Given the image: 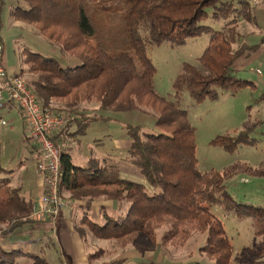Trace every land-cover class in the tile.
I'll return each mask as SVG.
<instances>
[{
	"label": "trees",
	"instance_id": "16d2710c",
	"mask_svg": "<svg viewBox=\"0 0 264 264\" xmlns=\"http://www.w3.org/2000/svg\"><path fill=\"white\" fill-rule=\"evenodd\" d=\"M25 1L26 7L13 9L15 17L35 25L78 61L64 67L56 58L32 51L25 59L27 71L34 75L28 85L41 105L71 119L55 138L83 135L94 121L112 118L105 113L84 115L80 105L91 101L99 104L100 111L137 110L155 117V131L125 123L129 146L114 153L119 158L126 153L147 184L124 176L120 165L107 158L92 155L85 165H77L68 148L62 151V197L68 193L73 200L115 203L114 208L100 207L102 221L84 213L76 225L84 240L93 236L123 247L139 245L151 250L160 240L164 246L183 243L199 231L207 234L205 244L199 246L204 256L187 263L230 264L233 245L223 222L211 211L220 201L240 216L255 217L264 236V207L236 201L220 171L200 170L196 128L182 105L186 93L198 104L207 98L218 99L221 90L237 93L253 83L239 78L236 68L238 59L260 47V43L240 40L242 21L259 23L252 0ZM209 19L224 24L218 29L207 23ZM204 35L209 44L199 64L184 62L173 81L174 93L169 98L161 95L155 88L157 68L148 48L164 42L183 45ZM25 72L21 69L15 74L22 77ZM71 125L75 130L70 131ZM253 129L220 135L212 142L234 151L241 144L255 143L250 134ZM14 174L15 169L5 166L0 157V264H52L46 256L9 239L26 224L39 225L33 218L35 202L14 183ZM102 251H91L89 260L98 259ZM262 254L264 247L246 248L240 264H262ZM22 258L27 262L20 263ZM125 261L116 257L102 264Z\"/></svg>",
	"mask_w": 264,
	"mask_h": 264
},
{
	"label": "rangeland",
	"instance_id": "374dc122",
	"mask_svg": "<svg viewBox=\"0 0 264 264\" xmlns=\"http://www.w3.org/2000/svg\"><path fill=\"white\" fill-rule=\"evenodd\" d=\"M252 3L259 23L253 25L242 21L239 24L240 40H245L249 44L260 43V47L249 57L238 59L236 68L239 78L253 83L243 87L237 93L221 90L218 99L207 98L198 104L194 103L186 93L182 105L188 110L190 121L196 128L200 170L220 171L225 178L228 192L236 201L264 207V42H262L264 40V9L259 8L264 0H252ZM26 4L25 0H0V36L4 42L8 68L16 69V71L25 69L26 72L20 78L29 84L34 75L27 71L28 66L25 59L31 51L44 56H52L64 67L76 65L78 61L59 44L53 43L41 34L35 25L15 17L13 9L16 6L26 7ZM207 23L218 29L224 24L223 21L212 19H209ZM208 44L209 37L204 35L192 37L183 45L174 46L169 42H164L149 47L148 55L157 68L156 90L161 95L171 97L174 93V78L181 71L183 63L199 64L198 58ZM79 110L84 115L96 116L105 113L112 117L91 123L84 134L87 135L86 139H92V143L96 140L101 141L92 146L95 153L119 164L124 176L147 184L140 169L126 158V153L120 158L114 156V153L119 151L115 142L117 138L128 139L124 129V124L128 122L140 124L146 131H155L154 115L137 110L131 112L100 111L99 104L95 101L82 103ZM2 120L7 122L5 126L0 125L2 162L8 163L9 159H16L19 163L23 158H29L30 164L35 166V155L32 153H38L39 149L38 147L32 148L36 143L17 109L14 107L11 111L0 112V121ZM72 127L75 126L71 125L70 128ZM250 127L254 128L250 132L252 138L255 139L254 144H241L236 150L228 151L223 146L212 142L220 135H234ZM59 137L66 141L68 149L77 146L82 140L72 136L59 135ZM16 179V183L21 182L20 177ZM69 195L64 193L63 197L66 201L73 200ZM211 211L223 222L226 234L233 245L230 264H240L244 261V249L260 250L264 247V236L259 232L260 223L255 217L240 216L233 210H227L222 201L213 204ZM112 212L117 213L114 210ZM91 215L95 220L102 221V218L95 216V213ZM164 231V228L159 230V236ZM206 236V233L194 231L191 237L183 243L164 246L160 240L156 249L151 250L157 262L189 264L187 262L190 260L204 256L200 254L199 246L205 244ZM9 239L23 246L25 250L46 256L52 264L72 263L68 250H64L61 246L55 226L38 225L32 228L30 224H26ZM86 241L92 252L103 249L98 259L94 260V264H102L116 257L125 259L136 252L145 254L147 250L150 251L139 245L123 247L115 241L100 240L93 236L87 238ZM259 260H262L264 264V254L259 257ZM19 261L25 263L27 258Z\"/></svg>",
	"mask_w": 264,
	"mask_h": 264
},
{
	"label": "built area",
	"instance_id": "2783aa9c",
	"mask_svg": "<svg viewBox=\"0 0 264 264\" xmlns=\"http://www.w3.org/2000/svg\"><path fill=\"white\" fill-rule=\"evenodd\" d=\"M4 51V42L0 36V102L17 104L40 149L37 172L42 178L43 193L33 206V218L44 222L59 217L68 204L59 193L61 155L67 149V143L54 136L65 127L69 117L55 114L41 105L28 83L8 68ZM0 125L5 126L7 122L2 120Z\"/></svg>",
	"mask_w": 264,
	"mask_h": 264
},
{
	"label": "crops",
	"instance_id": "0c3cea01",
	"mask_svg": "<svg viewBox=\"0 0 264 264\" xmlns=\"http://www.w3.org/2000/svg\"><path fill=\"white\" fill-rule=\"evenodd\" d=\"M264 3L259 7L264 9ZM6 61V60H5ZM7 64V62H6ZM10 69V68H9ZM16 73V69L11 70ZM16 108L19 114L21 115L24 125H27L24 119V116L17 106L16 103L10 101L0 102V112L2 111H11L13 108ZM75 130V127L70 128V131ZM87 135H73L72 137L78 139L81 138L80 144L74 147H70L67 152L71 154L73 162L77 165H85L92 155L99 156L102 159H106L105 156L95 153L92 146L96 145L101 141H95L92 143V139H86ZM32 137V135H31ZM85 138V139H84ZM100 140V139H98ZM116 148L120 149L123 147L129 146L130 140L127 138L116 139ZM1 144V141H0ZM33 147H38L37 144H34ZM1 148V145H0ZM39 149V147H38ZM97 150V149H96ZM31 152V149L29 150ZM32 153V152H31ZM35 155V166L31 165V160L23 158L19 163L14 160H8V163H4L5 166L11 169H15L14 174V183L18 186H21L23 189L22 193L32 202H36L43 193V183L42 178L38 175L37 172V163L40 156V150L38 153H32ZM116 154V153H115ZM31 156V155H30ZM16 166V167H14ZM20 177V181L16 183V178ZM107 206L110 208L115 207L113 201H86V200H68V204L63 208L61 215L55 219L39 223V225H47L50 227H56V231L59 234L61 246L68 250L71 255V264H94L95 261H90L88 258L91 248L88 247V243L76 230V225L80 222L82 216L85 212L94 214L95 216H100V207ZM38 225L36 224V227ZM90 238V236H89ZM124 264H163L160 261L157 262L154 258V252L152 250H147L145 254H140L136 252L132 256L126 257ZM156 261V262H155Z\"/></svg>",
	"mask_w": 264,
	"mask_h": 264
}]
</instances>
